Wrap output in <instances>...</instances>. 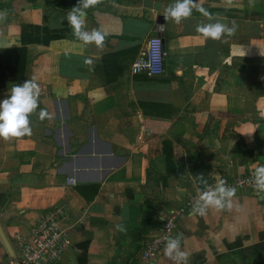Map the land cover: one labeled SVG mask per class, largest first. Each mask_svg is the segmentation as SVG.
Returning <instances> with one entry per match:
<instances>
[{
  "label": "crops",
  "instance_id": "1",
  "mask_svg": "<svg viewBox=\"0 0 264 264\" xmlns=\"http://www.w3.org/2000/svg\"><path fill=\"white\" fill-rule=\"evenodd\" d=\"M175 2L87 8L84 30L105 34L97 47L68 26L78 3L0 0V51L21 45L22 23L63 29L47 45H26L22 83L34 77L41 90L31 135L0 138V224L18 255L37 218L65 206L70 243L36 264H137L167 212L203 183L264 166V0H194L180 23L164 15ZM217 22L234 33L213 40L197 30ZM157 25L165 70L147 78L132 62ZM4 80L0 101L18 84ZM41 109L53 119H40ZM192 209L179 222L188 264H264V192H235L230 211ZM164 248L154 264H173ZM0 264H12L1 241Z\"/></svg>",
  "mask_w": 264,
  "mask_h": 264
},
{
  "label": "clouds",
  "instance_id": "2",
  "mask_svg": "<svg viewBox=\"0 0 264 264\" xmlns=\"http://www.w3.org/2000/svg\"><path fill=\"white\" fill-rule=\"evenodd\" d=\"M233 0H228L231 4ZM101 3V0H78V4L67 14L68 26L72 34L84 44L94 43L97 47H102L105 40V34L99 30L91 32L84 30L85 10ZM194 6V0H176L170 5L164 15L165 18H171L175 23H180L183 19L191 16ZM3 16H0L2 19ZM206 39L220 40L226 33L231 35L235 28H229L226 24L217 22L198 26L197 29ZM87 62V61H86ZM40 87L36 79H26L21 84L14 85L9 91V95L0 101V138L10 140L30 136L32 129L30 127V116L39 107ZM40 119H53V117L44 109L40 110ZM264 118V112L260 113ZM255 129H250L242 134L251 136ZM255 186L259 192H264V166L255 170ZM236 189L227 186L226 181H219L212 189L202 192L195 201L192 209L193 215L205 216L210 208L216 210L230 211L233 208V198ZM119 227V226H118ZM123 230V229H121ZM182 237H171L166 241L164 248L165 256L173 264H188L189 255L181 250Z\"/></svg>",
  "mask_w": 264,
  "mask_h": 264
},
{
  "label": "built area",
  "instance_id": "3",
  "mask_svg": "<svg viewBox=\"0 0 264 264\" xmlns=\"http://www.w3.org/2000/svg\"><path fill=\"white\" fill-rule=\"evenodd\" d=\"M160 32L161 27L157 25L156 33L148 38L144 49L132 62L134 73L140 72L148 77H156L164 72L166 51ZM254 174L253 171H248L234 179L219 178L203 183L201 187L189 194L181 205L167 212L157 232L144 243L137 264H154L155 257L166 245V241L181 235L179 222L202 192L214 188L221 180L226 181L227 186L234 187L236 192L248 188L258 191ZM66 183L75 184V179L68 177ZM70 217L65 206L53 207L40 215L32 225L30 235L20 238L21 264L51 263L57 260L70 243L68 230L73 224ZM76 221H81V218ZM67 222L70 224L65 225Z\"/></svg>",
  "mask_w": 264,
  "mask_h": 264
},
{
  "label": "trees",
  "instance_id": "4",
  "mask_svg": "<svg viewBox=\"0 0 264 264\" xmlns=\"http://www.w3.org/2000/svg\"><path fill=\"white\" fill-rule=\"evenodd\" d=\"M48 4H55L58 7L67 8L78 3V0H47ZM20 29V42L18 47L7 48L0 52V86L5 82L7 76L9 80L21 84L25 74L26 45L30 43H40L47 45L51 40L63 37V29H49L45 25L22 23ZM147 77V76H146ZM149 78V77H147ZM147 210L143 209L142 229L147 227ZM151 223H156L151 220ZM157 224V223H156ZM161 224V223H160Z\"/></svg>",
  "mask_w": 264,
  "mask_h": 264
},
{
  "label": "water",
  "instance_id": "5",
  "mask_svg": "<svg viewBox=\"0 0 264 264\" xmlns=\"http://www.w3.org/2000/svg\"><path fill=\"white\" fill-rule=\"evenodd\" d=\"M0 241L3 244L12 264H21L22 256L18 255L13 246L11 245L10 241L6 237V234L3 230V227L0 224Z\"/></svg>",
  "mask_w": 264,
  "mask_h": 264
}]
</instances>
